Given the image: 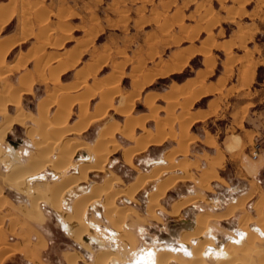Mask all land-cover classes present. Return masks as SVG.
I'll return each mask as SVG.
<instances>
[{
    "label": "rangeland",
    "instance_id": "1",
    "mask_svg": "<svg viewBox=\"0 0 264 264\" xmlns=\"http://www.w3.org/2000/svg\"><path fill=\"white\" fill-rule=\"evenodd\" d=\"M22 1L23 0H10L12 3L11 6H14L16 9L18 8V11H20L26 10L27 5L33 6L34 4L39 3L46 11L47 18L44 22H46L50 31L56 29L57 27H61L65 30L66 39H68L64 42L63 48L61 49V51L64 52L63 55L65 56L66 61H62L63 64L68 66L72 64L71 67H73L76 61H78L77 65H86V68H84L86 72L79 69L81 72L84 71L82 72V75L80 71H77V82L87 79L86 75L94 72L95 68L98 70L102 64H104L103 69L98 71L97 76H93L95 81L100 80V82H107L116 77L115 80H113L118 82L117 86L122 92L121 94H132L133 96L135 93V96L137 97L135 98V96H133V99L135 100L139 98L141 85H146L144 91L141 93L145 98L141 97L136 101L134 100L136 108L132 111L134 118L136 117L134 114L136 110L145 112L146 115H141V117H147L145 119V131L135 127V130L131 135H125L120 132L117 133L130 137L128 142H134V144L127 146V148L124 147L126 143L118 141L119 148L116 151L117 153H115L119 155L114 153V156L113 154L110 155L107 162L108 164L106 165L104 171L88 175L87 181L79 186L90 187L93 183L92 185H95L94 188H97L100 192L110 188L120 190L127 194L131 189V184H133L135 176L137 174L146 175L150 173L152 171L151 169L155 167V164L152 163L147 166L143 160H138L133 161L132 167H127L121 155L125 150L130 149L134 145L137 146L139 143L142 144L140 140L144 141L145 138L148 137L150 143L146 146L145 150H147L148 147L150 148L146 154L141 156L142 158H155L158 155L161 156L164 152L170 153L179 148L181 141L179 135L182 131L187 132L188 136L193 131V122L189 125V119L191 120L192 118L191 112L193 110L204 107L206 99L208 98L213 97L215 99L212 102L215 107H217V103L220 99H223L224 102L222 104V107L224 108L221 112L219 110V113H216L215 116L204 119L197 124L199 125L197 126L198 131L203 132L202 129H205V133L208 132L212 135H210L205 142H214L213 145H207L202 141L201 137H196L195 140L190 141L186 145V152L183 155H174L170 160L173 165L177 166L182 164V160L185 159V168L183 169L184 173L182 171V175H186V178L176 181L165 191L163 194L164 196L162 195L163 197L159 196L157 200H154V202L151 198L149 199V197L153 195L154 190V194L157 193L158 186L161 183L160 181H164L170 175H177L179 171H170V173L164 172L158 177V179L150 180L147 183H144L139 190L134 192L135 199L132 204L127 205V203H125L122 199L123 197H120L117 209L119 208V211H125L127 216L125 222L122 224L119 223L120 225L108 222L105 219V216L97 213L94 209L87 210L88 220H90L91 223L96 224L98 227L95 228L96 230L92 229L93 231L87 232L84 236L87 239H84L83 237L81 243H76L77 246L71 245L70 241L72 240L67 236V231L62 229L60 224L56 222L51 215H46L45 228L48 234V244L44 254V259H46L49 264H65L62 252H64V250H74L68 251L73 253L65 254V258L68 260L66 261L67 264H70L68 258L71 256L74 257L71 260L73 264H93L96 258L95 255L97 256L100 254L103 247L116 250V243L119 242L118 244L122 245L125 251L122 253L119 261H112L111 264H124L127 261L130 262L132 257H134L136 253L141 250L154 249L159 252H168L170 250L166 248V246H168L167 244L176 245V242L184 238V234L188 236L191 232L193 236L191 237L192 239H190V244H192L194 249L196 248L195 250H199V247L203 242L204 244L209 243L211 246L216 247L218 243L222 242L221 240L224 237L227 235H233L232 233L235 218L245 215L250 219V222L243 230L245 231L246 229L248 232H245L252 237L250 244L248 243L250 242L249 240H247V242L244 240V243L242 241V244L235 245V247H239L238 250H235V257H229L230 259H227L226 261L225 257L218 259L211 255L207 257L200 256L198 260H201V264H222V262L223 264H264V209L261 212L262 215L259 216L258 213L254 212L255 209L251 208L253 200L248 202L245 200V196L238 197V195H235L237 200L235 203L228 206L229 208H227L226 213H216L212 209L213 203L210 196H219L220 191L223 189L220 188V186L227 182L221 176V168H218L217 165L213 164L216 173L218 172L216 177L213 175L214 172L210 168L205 169L211 171L210 174L213 173L212 177L218 179L214 182L211 177L207 183H201L202 180L199 177L200 168L206 164L213 163L209 154L219 148L223 150L222 148H225L223 145L227 142L226 138H231L230 135H234L235 137L239 135L241 137L243 136L242 134L245 133V139L251 142L247 147L246 152H252L255 149L260 152L261 148L264 147V123L262 122V118H259L257 114L248 115L247 109L249 106V98L247 96L241 98L239 97L242 94H249L250 90H241V92L230 98L229 94L233 91L234 87L232 86L229 89L225 88L228 84L232 85V82H235L236 79L249 83L252 78L253 81L251 89L253 87L261 88L262 92L264 91V86H262L264 77V0H26V6L24 5L23 8L20 6L23 3ZM1 2H7V0H0V3ZM0 10V18H2L0 19V35L1 31L3 35L14 33L16 18H12L2 30L3 25H5L7 21L2 23L1 20L8 17V15L4 12L2 7H0ZM2 11L4 17L1 16L3 15ZM29 12L32 13L30 16H35V14H33L35 12L32 10H29ZM17 13L18 12L15 11L14 15L16 16ZM22 18L23 22L21 25V33L22 35H26L24 33L26 27L23 24L27 17L22 16ZM157 18L158 20H155ZM113 29L116 30L112 31ZM61 43L62 42H60L59 45ZM29 44L30 43L22 45V49L27 50ZM37 50L34 51L32 54L33 56H30L31 54H28V56L34 59L37 56L36 53H40V49ZM42 51L43 50L41 49V52ZM13 55V52L10 53L9 59H12ZM206 55H208L211 60L209 59L208 61L206 59ZM48 56L54 58L51 53ZM158 61L160 64H158ZM156 62L158 65L154 64ZM54 64L56 63H52L51 65L54 66ZM28 68L33 67L30 65ZM28 68H26V70ZM34 69L33 72H26H29L33 78L37 79L39 77V73L37 74V71ZM174 69H177L178 71L169 74L170 71ZM201 69H203L205 73L208 72L211 74L208 79H215L218 75H222L224 77H220L217 83L211 84L209 89L214 90L213 92H211L207 97L200 98L198 102H196L195 98L200 93L195 94L194 87L197 84L203 83V74L201 73ZM42 70L44 77H51L50 74H52V72H50L49 68ZM74 71L75 69L72 68L69 69L66 75H61V79L59 80L60 83L62 84L61 81L72 80L74 78ZM158 74L159 77H157ZM194 74L198 75L197 78L180 85L187 78L194 76ZM82 76H85V78L83 79ZM8 77L7 82H12L11 84L14 85L19 83L17 81V84H15V76L12 77V81H9ZM227 77L230 79L228 80V84L225 86V78ZM94 79L88 82L89 87H92ZM49 81L51 82V80ZM50 82H36L32 90V96L22 98V106L26 109V112L32 114L33 116L38 115V102H40V100L47 95L49 89L51 90L54 86H56ZM74 82L68 84L73 85ZM136 82L137 84H135ZM146 82L148 84H146ZM75 85H79V83ZM82 88L86 87H81V89ZM135 89H137V92H133L136 91ZM83 91L81 92L79 90L78 94H83ZM153 91L160 92L161 94L159 96L157 94L152 95L150 92ZM41 96L43 97L41 98ZM151 97L153 99H151ZM114 98L119 99L118 103L121 100V96L119 95ZM89 102H91V104H88L87 110L88 112L93 113L94 108L97 103H99V97L97 100V95H95V97H93V99ZM115 102L117 101L115 100ZM182 103L187 104L184 106ZM241 104L243 105L241 107V111H236ZM35 107L36 113L33 114L31 111L35 110ZM75 107H77V111L74 109ZM255 108L264 112V101L258 103ZM54 110V107L49 109L48 116L50 114V118ZM13 111L14 108L11 109V112ZM79 113V106L75 105L71 108L67 120L70 127L79 121ZM156 116L157 118L159 117L158 119L160 122H163H161L162 124L160 125V128H157L156 125L153 126V122H150L153 121L152 118ZM72 117H75L73 121L71 120ZM139 117L140 116H138V118ZM165 117L167 118V122L170 121V123H172L168 124L165 121ZM178 117L179 119H182L179 120ZM245 117L248 119L252 118L253 122H245ZM117 119L119 121V118H114L110 113L106 121ZM162 119L165 120L163 121ZM185 119H187L188 122ZM147 121L149 124H147ZM185 121L187 123H185ZM102 124V122L95 123V125H98L99 128L97 129V127L92 126L89 130V132H95V136L91 141L83 137L82 134L84 133L71 134L70 136L79 141H85L92 144L96 140V135L101 129ZM123 124H125L124 120L123 123L120 122V125ZM177 126L180 127H178V130H175ZM256 126H259L260 129L256 130L258 133L252 137L251 130L252 128L255 130ZM27 127H29V129L30 127L36 128L37 124L29 119H26L24 125H18L17 129L12 127L9 132L17 133V136L25 142ZM154 127L156 129L155 131ZM180 128H182L181 131ZM159 129L161 130V133ZM167 138L174 140L177 139V145L172 146L171 144L175 142L171 139L166 140V142L161 145H154V143L159 144ZM5 139L6 141L2 144L6 147L12 146L9 142H7V138ZM116 139L118 140L117 135ZM154 139H156V142L152 143ZM210 140L212 142H210ZM242 144L244 145L245 141L242 142ZM27 148H29V146L25 144L17 146L14 150L13 156L20 159V161H25L27 155L24 151L26 152V150H29ZM112 156L115 158L114 160H112L113 158L111 159ZM84 157V152L79 154V156L77 155V157H75V162L80 159H84ZM179 158H181L182 162H180ZM192 159L197 161H191ZM3 161L0 162V191L2 192L0 197L2 200L0 201V208H2V211L4 210L10 212L2 215L3 217L9 216L12 219L11 223L15 225V220H18L19 217L23 219L31 218L29 210H27V202L25 200L31 185L34 182L31 180L29 181V184L27 183V186L20 189L4 185L1 181V173L5 170L7 164ZM223 169L227 170L228 173L232 171L230 166L226 165ZM47 171H45L46 178L51 180V171ZM259 175L261 179L258 176V181L264 185V177H261V174ZM113 176H116L119 181L114 182L109 179ZM238 180L242 181L240 179ZM215 183H219L220 186L214 187L213 185H215ZM102 184H105V187L104 185L102 187ZM123 184L127 185L125 187H121ZM98 185L100 187H97ZM101 188L104 189L102 190ZM192 188L196 190V194L193 197L202 200L195 201V207L193 208L187 207L176 212L174 208L187 201L189 197L181 198L175 201L177 197L174 193L182 197L186 194L187 189L190 190ZM10 192L16 194L14 200L9 198L8 194ZM66 199L67 202L63 208L64 212L67 211L69 208L67 206L71 203V199L68 195ZM68 201H70V203ZM149 202L154 203L155 205L156 203L158 205L160 204L161 208L159 207L158 210L152 211L153 214L150 211L146 213L143 208L145 204ZM241 204H243V206ZM39 206L46 213L55 212L52 207L43 205V202L39 203ZM123 206L126 207L124 208ZM55 213L57 214V212ZM201 213L204 216L208 215L211 218L204 223L205 225H191L194 216L198 215L201 217L203 216ZM222 216L223 218H221ZM258 217H262V219L259 218L261 220H258ZM190 226L192 227L191 229H195L196 231L194 232V230L192 231L189 229ZM117 227L119 228L115 230L114 228ZM258 228H262V230L260 229L261 233ZM197 234L201 235V237L198 238ZM91 236H102V242L100 241V243H98L96 240V243L94 244L90 240ZM110 237H115L116 240L112 241ZM244 245L248 247L247 250L240 249ZM185 257L186 256L182 253L178 252L176 253V257L168 261L167 264L199 263V261L196 262V260L188 261ZM15 262L21 263L19 259L14 260V263Z\"/></svg>",
    "mask_w": 264,
    "mask_h": 264
},
{
    "label": "bare ground",
    "instance_id": "2",
    "mask_svg": "<svg viewBox=\"0 0 264 264\" xmlns=\"http://www.w3.org/2000/svg\"><path fill=\"white\" fill-rule=\"evenodd\" d=\"M178 10H179V8H178ZM2 14H3V11H2ZM1 16L4 17V14ZM5 16H6V14H5ZM8 18L9 17H5L3 20H1L2 23L4 21L6 22L8 20ZM0 19H2V18H0ZM20 19H21L20 21L22 22L23 18H20ZM155 20H158V18ZM156 22H158V21H156ZM38 35H40V34H38ZM43 37H45L44 34H43ZM4 41H2V40L0 41V85H1L0 86V162H2L3 160H5V161H3V162H5V164L8 162V157L4 154L5 145H3L2 143L5 141V138L7 137L9 131L11 130V128L13 126H15L17 124L18 125H24L26 122V119H29V120L35 122L37 124L38 128L37 127L36 128L30 127V129H29V127H27L26 134H25V142L29 145V148H27L29 150H26V152L24 151V153H26V155H27L26 160L20 161V159L15 158V157H14V160L12 158H10L11 160L8 163L9 166L6 167L5 170L1 173V176H2L1 181L3 182L4 185H7V186L12 187V188H17V189L24 188L25 186H27V183L29 184V181H31V180L34 182L31 185L29 193L26 195L27 196L26 200L28 202V205H27L28 209L27 208L26 209L29 210V215H31V218L39 220L38 223H40L41 219L44 220L45 217H44V214L42 211L43 209H41V207L39 206V203L43 202V205H46V206L48 205L49 207H52L53 210L55 212L59 213L61 215L62 219L67 224H69L71 226L70 231L68 232L69 238L72 239L75 243H81L83 237L85 236V234L87 232H91V231H93L92 229H95L98 227L96 224H93L90 222V220H88L87 210L94 209L95 211H97V213H100L101 215L105 216V219L108 222L113 223V224H119V223L122 224L125 222V219L127 216H126L125 211L123 212V211H119L118 210L119 208L117 209V205H119L118 200L120 197L121 198L123 197L122 199L123 200L125 199L127 201L126 202L127 205L132 204L134 199H135L134 192L139 190L143 186L144 183H147L150 180L158 179V177L164 172L170 173V171H174V172L179 171L177 175L174 173L175 176L170 175L166 179L164 178L165 179L164 181H160L161 183L160 184L158 183L159 186H158L156 194H154L155 193V190H154V193L151 197H149L147 195L149 197V199L151 198L152 201L154 202V200H157V198L159 196H162L165 193V191L172 184H174L178 180L186 178L185 174H184L185 176L182 175V171L185 168V166H184L185 165V162H184L185 159L182 160L183 161L182 164H179V165L176 164L177 166L173 165L170 162V160L172 159V157L174 155H183L186 152V145L194 139V136H192L191 134H189V136H188L187 132L182 131V133H180V135H179L180 140H181L179 148L172 151V152L169 151L170 153L164 154V157L167 159V160L165 159L166 162L164 165L162 164V165L155 166L154 168H152V171L149 174H146V175L139 174L138 176H136L135 180L133 181L134 183L131 184L132 185L131 189L129 188L130 190L127 194L125 192H124L125 193L124 194L120 190L110 189V188L104 190L103 192L102 191L100 192V190H98L97 188L96 189L94 188L95 185L93 186L92 185L93 183L90 185V187L87 189L86 192H83V191H82V193L78 192L77 186L86 182L88 179V175L93 174V173H95V174L101 173L104 171L106 165L108 164L107 163L108 158H110V155L115 153L117 151V149L119 148V142L116 139L117 133L120 132V133L125 134V135H131L134 132L135 127L145 131V119L147 117L144 118V117H141V115H139L140 117L138 118V116L136 115L137 118L136 117L134 118V115H132V111L135 110V107H134V104H135L134 100L135 99H133V96H135L136 94L134 93L133 96H132V94H125V95L120 94V90L117 86L118 82L114 81L116 77L112 78L111 81H107V82H104V81L100 82V80L95 81V79H94L92 87L88 86L87 79L82 80L81 82H77V80H76L73 83V85L72 84L62 85L59 81L61 79L60 77H61V75H63V73L68 68H70L72 66V64H70L69 66L65 65V64H63L62 60H60L59 57L54 56V58H52V57L48 56L49 54L47 55L44 51L41 52V49L39 50L40 53L39 54L36 53L37 56L34 58V60H35V62H34L35 63L34 68L35 69L34 70L37 71V74L39 73V77L36 79V78H33V76L30 75L29 72L22 73L19 76V83L17 85L11 84V82L10 83L7 82V77L9 75H11L13 71L17 72L18 70L22 69L26 65V63L29 61L28 58H30V56H33V55L32 54L30 56L24 55V54H21L22 52L18 51L20 53L15 57V59L13 61H8L7 58H9V57L6 58L7 54L9 52L11 53L14 51L15 46L19 43V42L18 43H16V42L19 40L15 39L14 41L12 40L9 42L8 41L4 42ZM32 52L33 51H31V53ZM37 52H38V50H37ZM206 56H207L206 59L209 61L210 57L208 55H206ZM52 63H58V65L56 66L54 64L55 66H52L51 65ZM154 64L158 65V64H160V62L158 64H157V62ZM45 68L46 69L49 68L50 72H52V74H50L51 77H44V73L42 72L43 71L42 69H45ZM82 70H84V69H82ZM48 71H47V73H48ZM77 71L79 72L80 70H77ZM82 72H84V71H82ZM82 72L80 71L81 75H82ZM88 74H89V72H88ZM76 76H77V72H76ZM86 76H88V75H86ZM82 77H83V79L85 78V76H82ZM80 79H82V78H80ZM49 80H51V82L53 84H55L56 86H54L51 90L49 89V91L47 92V95L44 98L41 97L42 99L41 100L39 99L40 102H38L39 104L37 107V114L38 115L33 116L32 114L26 112L25 111L26 109H24L22 106V98L25 97L26 95L30 94L31 87L35 81L50 82ZM117 81H118V79H117ZM78 83H79V85H75ZM135 84H137V82ZM81 87H86L85 88L86 90L83 91V94H81V93L78 94L79 93L78 91L81 89ZM142 88H143V85H141L140 89H142ZM135 90L136 91H133V92H137V89H135ZM195 92H197V91H195ZM96 93L99 94L98 95L99 103H97L96 107L94 108V112L91 113V112H88L87 107H88L89 103L91 104V102H89V101L91 99H93V97H95ZM137 94H139V93H137ZM118 95L121 96V100L118 103V105H116L113 103V98L117 97ZM135 98H137V97L135 96ZM190 98H192V97H190ZM151 99H153V98L151 97ZM173 101H174V99H173ZM149 103H150V100H149ZM147 104H148V102H147ZM173 104H176V103H173ZM186 104H183V105L185 106ZM188 104H190V103H188ZM75 105L79 106V109H80L79 121L70 127L68 125L67 120H68V116L70 114L71 108ZM150 105H151V103H150ZM171 105H172V103H171ZM51 107H54L55 110L52 113L51 118H50L49 117L50 114L48 116V112H49V109ZM12 108H14L13 112H11ZM170 110H172V109H170ZM111 111L116 113L115 116L119 115L121 117H124V123L125 124L123 126L120 125V122L118 121V119L112 120V121H106L107 117ZM168 113H167V115H168ZM144 115H146V114H144ZM169 115H170V113H169ZM199 115L204 116L205 113L204 114L199 113ZM191 116H192V114H191ZM116 118H118V117H116ZM149 118H151V117H149ZM158 118L156 116V117H153L152 120H153L154 124L156 125V127L160 128V125L163 122L161 121L162 122L161 123ZM195 118H196V116H195ZM165 119L164 120L167 122L166 117H165ZM178 119H179V117H178ZM181 119L182 118H180L179 120H181ZM187 119H185V120L188 122ZM193 120H194V118H191V120L189 119V121H190L189 125H190V123L194 122ZM197 120H198V117H197ZM186 121H185V123H187ZM101 122L103 123L102 127L99 130L98 134L96 135L97 136L96 140L92 144L85 142V141H79L76 138L70 136L71 134H82L86 131V129H88V127L91 124L101 123ZM167 123L169 124L170 121ZM70 125H71V123H70ZM184 125H186V124H184ZM163 126H164V124H163ZM182 128H180V131ZM161 130L163 131L162 128H161ZM161 130L159 129L160 133H161ZM171 130H172V128H171ZM184 130H186V129H184ZM166 132H167V130H166ZM162 140H163V138H162ZM140 141L142 142V144L139 143V144H137V146L131 147L130 149L124 151L123 158H124V161L126 162L125 165L127 167L133 166L132 159L135 156V154L142 153L146 149V146L150 143V140L148 139V137L145 138L144 141H142V140H140ZM153 142H156V139H154L152 141V143ZM210 142H212V141L210 140ZM5 152L9 156L10 148L6 149ZM83 152L85 153L84 159H80L77 162H75V157H77V155L79 156V154H82ZM219 158L213 159V160L218 162ZM179 160H180V162H182L181 158ZM70 169H71V171L72 170L73 171L71 172ZM47 170L52 171L51 172V175L53 176L52 179L55 178V174H53V173H56V179H53V180L47 179L46 175H45V171H47ZM210 172L211 171L202 169V171L199 173V177L202 180L201 183L202 182L207 183L208 180L214 175L213 173L210 174ZM183 173H184V171H183ZM109 179H111L114 182L119 181L116 176H113L112 178H109ZM105 184H107V183H105ZM105 184H102V187H103V185L105 187ZM200 186H201V184H200ZM97 187H100V186L98 185ZM129 187H130V184H129ZM96 190H98V191H96ZM1 193L2 192L0 191V197H1ZM67 195L71 199V203H70V201H68L70 203V205L67 204L68 205L67 207H69V208L67 209L66 212H64L63 208L65 207L64 205H66V202H67V199H66ZM190 198L191 197H189L188 200L185 201L184 203H182L181 205L176 206V208H174L176 210V212H178L179 209H181L182 207L191 206L193 203L194 197L192 199H190ZM0 201H2V200L0 199ZM151 202H149L145 205L144 211L152 212L156 209L157 210L159 209L160 205H158L157 203L155 205L154 203H151ZM226 203H230V202L226 199L224 202H221L217 206V209H218V207H222L223 205H227ZM23 205H25V204H23ZM241 205L243 206V204H241ZM244 205H245V203H244ZM262 206L263 205L260 206V203H258L254 207V209H255L254 211H256L255 213H258L259 216L262 215L261 214V212L263 210ZM123 207L125 208L126 206H123ZM19 210H20V206H19ZM171 213H172V211H171ZM152 214H153V212H152ZM227 215H228V213H227ZM210 218L211 217L208 215H206V216L203 215L201 217L197 215L193 219L191 224L192 225H194V224L195 225L196 224L197 225H203ZM216 218H218V217H216ZM221 218H223V216ZM259 218L262 219V217H258V220H261ZM212 219H214V218H212ZM218 219H220V218H218ZM43 220H42V222H43ZM249 222H250V219L248 217H246L245 215H241L235 219L234 227L245 232L247 230L245 229V231H244L243 229H244V227L249 225ZM257 224H259V223H257ZM118 228L119 227L114 228V229L117 230ZM191 228L192 227L190 226L189 229H191ZM260 229L262 230V228H260ZM260 229H258V230L260 231ZM191 230L192 231L194 230V232L196 231L195 229H191ZM126 232H129V231H126ZM182 233H185V232H182ZM121 235H120V237H121ZM245 235H246L245 239L241 240L242 233L240 232V233H238V236H237L238 238L232 239L231 241L233 243H236L235 245H238V244H242V241L244 243V240L246 242H247V240H249L250 242H248V243L250 244L252 237L248 234H245ZM263 235H264V233H263ZM185 236L186 235L184 234V238L182 240L176 242V243L180 244V247H181L180 249H176L177 248L176 246H179V244L178 245L177 244L176 245L167 244L168 246H166V248L168 250H172V251L159 252L156 250L155 254H154L152 249H146L142 252H139V254L137 253L138 255L136 254L137 256L135 255L136 257L134 256V258L133 257L132 258L138 260L137 264H167L168 261H170L176 257V253H175L176 251H181L183 254H185V256H186L185 258L188 261H192V260L195 261L196 260V262H197V261H199L198 259L200 256L207 257L210 255L215 257V258H218V259L225 257L226 258L225 261H226L227 259H230L229 257L234 256L235 250L239 249V247L237 248V247H235V245H232L230 243H227L222 248L221 242L218 243L216 247L211 246V244H209V243L204 244V242H203L201 244V246L199 247V250L198 249L195 250L196 248L194 249L192 244H190V241H191L190 239H192L191 237L193 236L192 232L190 233V235H188L186 237ZM248 236H249V238H248ZM101 237L95 236V239L97 240L98 243H100V241L102 242ZM197 237L200 238L201 235L197 234ZM125 239H126V237H125ZM111 240L114 241V240H116V238L112 237ZM92 242L94 244L96 243V241L95 242L92 241ZM118 243H116L117 245L115 244L117 246L116 250L111 249V248H107V247H103L101 249L100 254H98L97 256L95 255L96 258H95V262L93 264H111L112 261H119L122 253H124L125 250L122 247V245H120ZM247 248L248 247H246L244 245L240 249L247 250ZM13 249H14V247H13ZM190 249H191V251H190ZM2 250H4V249H2ZM244 256H246V255H244ZM72 258H74V257L71 256L68 258L70 261V264H73V262L71 261ZM132 260L126 264L131 263ZM139 260H141V261H139ZM200 261H199V263L201 264ZM222 264H223V262H222Z\"/></svg>",
    "mask_w": 264,
    "mask_h": 264
},
{
    "label": "crops",
    "instance_id": "3",
    "mask_svg": "<svg viewBox=\"0 0 264 264\" xmlns=\"http://www.w3.org/2000/svg\"><path fill=\"white\" fill-rule=\"evenodd\" d=\"M22 2L23 3L20 6L23 8L24 5L26 6V0H23ZM11 5H12V3L10 2V0H7V2H1L0 3V7H2L4 12L9 17L7 22L5 23V25H3L2 30L10 22V20L12 18H14V17L16 18V27H15L14 33L3 35L2 31H1L0 41L1 40L2 41L5 40L4 42H7V41L9 42V41H12V40L14 41L15 39L19 40V41L16 42V43H18V42L19 43L15 46V49L13 51V54H14L13 58L12 59L8 58L7 60L8 61H13L15 59V57L20 52H22L21 54L28 55V54H33L35 49L36 50L37 49H42L47 54L50 55V53H51L53 56H57V57L60 58V60L65 61V56L63 55L64 52L61 51V49L63 48L64 42L68 39V38L66 39L65 30L63 28H61V27H57L56 29H53L52 31H50V28L48 27L46 22H44V21H46L47 14H46V11L44 10V8L42 7V5H40L39 3L38 4H34L33 6H30V7L27 5L26 6V10H20V11H18V8L16 9V8H14V6H11ZM29 10L30 11L32 10L33 12H35V13H33V14H35L34 17L30 16L32 13H30ZM15 11L18 12L16 16L14 15ZM22 16H26L27 17L26 21H24V24H23L26 27V30L24 32L26 34V36L24 34L22 35V33H21V25H22L23 21L21 22L20 18H22ZM33 25L35 26V29H34ZM115 30L116 29H113L112 31H115ZM42 33L45 35V37H43ZM38 34H40V35H38ZM60 42H62V43L59 45ZM27 43H30L29 47L27 48V50H23L22 49V45L27 44ZM18 51H20V52H18ZM31 51H33V52L31 53ZM7 55L8 56H6V58L10 57V52ZM28 60L29 61L26 63L27 66L25 65L23 67L24 69L22 68V69L18 70L17 72L16 71L12 72V74L8 77L9 81H12L11 80L12 77L15 76L14 77L16 79L15 84H17V81L19 82V76L22 73H27L26 71L33 72L34 59L32 57H30V58H28ZM77 64H78V61H76V63L73 65V67L68 68L63 74V76L66 75L67 72L69 71V69L73 68V69H75L74 78L72 80L61 81L62 84H68V83L76 81L77 80L76 79L77 78L76 77L77 70H79V69L81 70V69L86 68V65H77ZM30 65L33 68H28V67H30ZM55 65L57 66L58 64L56 63ZM103 67H104V64H102V66L98 70L95 68V70H94L95 72H91L86 77L88 79V82L90 80H93L94 79L93 76L95 75L94 77H96L98 71L102 70ZM26 68H28V69L26 70ZM84 71H85V69H84ZM176 71H178V70L174 69V70L170 71L169 74H172V73H174ZM109 73H111V72H109ZM201 73L203 74V83L202 84H197L194 87V91H197V92H195V94L200 93L195 98L196 102H198V100L200 98L207 97L211 92H213L214 90L209 89L211 84L217 83L218 80L220 79V77H224L222 75H218L215 79L211 80V79H208V77L211 75L210 73H208V72L205 73V71L203 69H201ZM197 74H194V76H192L190 78H187L180 85L189 82V80L191 81V80L197 78V76H198ZM160 76H163V75H160ZM157 77H159V74L157 75ZM121 79H122V75H121ZM229 79L230 78H228V77L225 78V83H224L225 86L228 84V80ZM250 81L251 82H249V83H245V82H243V81H241L239 79H236L235 82H232V85L228 84L226 87L225 86L224 87L226 89H229L232 86L234 87L233 91H231V93L229 94L230 98L232 96H235L237 93L241 92V90L245 91L246 89H249L250 90L249 94H242L239 97L241 98V97L247 96L249 98V101H248L249 106H248V109H247V114L248 115L249 114H252V115L253 114L254 115L257 114L259 118H262V122L264 123V116H263L264 112L255 108V106L258 103H261V102L264 101V91L262 92L261 88H254L253 87L251 89V84H252L253 79L251 78ZM36 82H38V81H35L33 83L32 87H31L30 94L26 95L25 98L26 97L28 98V96L32 95V90H33L34 84ZM146 84H148V83H146ZM145 86L146 85L144 84L143 88L139 91L140 95H139L138 99H140L141 97H144V96H142L141 93L144 91ZM262 86H264V77H263ZM82 89L85 90V88H82ZM82 89H80V91H83ZM121 93L122 92L120 91V94ZM150 93L157 94L158 96L161 94L160 92H157V91H153V92H150ZM96 95H97V100H98V95L99 94L96 93ZM41 97H43V96H41ZM138 99H136V100H138ZM115 100L117 102H115ZM118 100H119L118 98H113V103L117 105L118 104ZM214 100L215 99L213 97L206 99V103H205L204 107L196 108L195 110H193L191 112L192 118H194V120H193L194 122L192 123L193 131L191 132V135L194 136L193 140H195L196 137L197 138L201 137L202 141L205 142V140L211 135L208 132H207L208 133V135H207V133H205V129H202L203 132L198 131L197 130V126H199V125H197V124L199 122H201L202 120H204V119H208V118H211V117L215 116L216 113L217 114L219 113V110H220V112L223 110V108H224V107H222V104L224 103L223 99H220V101L217 103L218 104L217 105L218 108L213 105L214 103H212V102ZM180 102H182V101H180ZM242 106L243 105L241 104L236 111H238V112H239V110L241 111V107ZM134 107L136 108V105H134ZM76 108L77 107H75L74 109H76ZM76 111H77V109H76ZM31 112L33 114H35L36 113V107H35V110H33ZM110 113H111V115H113L114 118L118 117L119 121L121 123H123V120H124L123 117H121L119 115L115 116L114 114H116V113H114L113 111H111ZM199 113L200 114L201 113L202 114L205 113V115H204L205 117L202 116V115H199ZM134 114L139 116V115L145 114V112H140L139 110H136ZM195 116H196V118H195ZM197 117H198V120H197ZM74 118L75 117H72L71 120L73 121ZM244 120H245V122L246 121L253 122L252 118L248 119L247 117H245ZM150 122H153V121H150ZM147 124H149L148 121H147ZM123 125H121V126H123ZM154 125L155 124L153 122V126ZM259 125H260V123H259ZM92 126L97 127V129L99 128L98 125L95 126V124L94 125L91 124L89 126V128L86 129L84 134H82L85 139H89L90 141L93 140V138L95 136L94 135L95 132H89V130L92 128ZM17 127H18V124L13 126V128H15V129H17ZM178 127L179 126H177V128H175V130H178ZM263 127H264V124H263ZM258 129H260L259 126L258 127L256 126L255 130H254V128H252V130L250 129L252 137H254L258 133V131H256ZM154 131H155V127H154ZM242 135L243 136H241V137L239 135H237V137H235L234 135H230L231 138H226L227 142L223 145L225 147V148H222L223 150H221L219 148V149H216L211 154H209V157L212 159L213 163L212 164H206L205 166H202L200 168L199 172H201L202 169L205 170V169H209L210 168L214 172V176L216 177V175H218V172L216 173V171L214 169L213 164H215V165L218 166V168H221V176H222L223 179H225L227 181L222 186H220L219 183H215V185H213L214 187L220 186V188H223L220 191L219 196H210L211 199H212V203H213L212 204V209L216 213H224V212H226L228 206L231 205V203L233 204V203L236 202L237 198L235 197V195H238V197H244L245 196V200L248 201V202H250V200H253L252 203H251V208H254L256 206V204L260 203V206L263 205L262 209H264V185H262V183H260L258 181V176L260 178L259 174H261V177H264V147L261 148L260 152H258V155H257V157L255 159L251 158L252 157V155H251L252 152L251 151L250 152H248V151L246 152V149H247V147L249 146V144L251 142H249L248 140L245 139V133H243ZM6 138H7V142L9 140H11L12 143H17L18 144L17 146H20L22 144H25V145L29 146L26 142H23L24 141L23 139H21L19 136H17V133H10L9 132V134L7 135ZM117 138H118V141H121V143H126V145L124 147H127L129 145H133L134 144V142L133 143L128 142L130 137H126V136H123L121 134H117ZM168 139H171V138H167L163 142H161L159 144H154V145H161L162 143H165L166 140H168ZM171 140H173L175 142V143L171 144L172 146L173 145H177V143H178L177 139H175V140L171 139ZM5 141H6V139H5ZM244 141H245V144L243 145L242 142H244ZM213 143L214 142L206 143V144L207 145L208 144L209 145H213ZM8 147L10 148L11 146H8ZM8 147L5 146V151H6V149H9ZM171 147H169V148H171ZM149 148L150 147H148V149L143 151L142 153H138L139 155L135 154V156L133 157L132 161L143 160L146 163L147 166L152 164V163H154L155 166L162 165V164L164 165L165 164V160H164L165 159V157H164V153L165 152L162 153L161 156L158 155L155 158H149V157L142 158L141 157L142 155H144V154H146L148 152ZM5 151H4V154L8 157V162L6 163L7 164L6 167H8L9 166L8 163L10 162L11 159H10V157L8 156V154ZM116 153H114V154H116ZM123 153L121 155H122V159L124 161ZM114 154H113V156H114ZM205 154H207V153H205ZM116 155H119V154H116ZM113 156L111 157V159L113 158L112 160L115 159ZM178 157H182V156H178ZM216 157L217 158L220 157L218 159V162L213 160V159H217ZM12 159L14 160V156H12ZM191 161H197V160L192 159ZM125 164H126V162H125ZM225 165L226 166H230V168L232 169V171L230 173H228L227 170L223 169ZM151 167H154V166H151ZM53 174H55V178H53V179H56V173H53ZM138 175L139 174H137L136 176H138ZM219 176H220V174H219ZM215 177H212L213 182L218 180V179H215ZM237 178L242 180V181H239ZM126 185L127 184H123V185H121V187H125ZM88 188L89 187H81V186L78 185L77 186V191L78 192L81 191L80 193H82V191L86 192ZM195 194H196V190H194L193 188L190 189V190L187 189L186 194H184L182 197L180 195L174 193V195L177 197L175 201H177V200H179L181 198L193 197V195H195ZM8 195H9V198L11 200H14L15 197H16V194H14L13 192H10ZM193 199L194 200H193L192 205L188 206L189 208L195 207V205H194L195 201H201L202 200V199H197L195 197ZM226 199L230 203H226L227 205H223L222 207H218V209H217V204H220L221 202H224ZM6 201H7V199H6ZM25 201L27 202V200H25ZM124 201H125V203L127 202L125 199H124ZM27 205H28V202H27ZM144 208H145V206H144ZM144 208H143V210H144ZM184 208H187V207H182L179 210H183ZM42 211H43V214H44L45 218H46V215H51L55 219L56 222H58L56 218H58V220H60L61 222L64 221L63 219H62L63 221L61 220L62 217H60L61 215L59 213H57V214L55 212H47L46 213L44 210H42ZM144 212L147 213V211H144ZM254 212H256V211H254ZM7 213H10V212L9 211H4V210L2 211V208H0V254H1L0 255V264H23V262H24V264H49V262H47V260L44 259V254H45V251H46V248H47V244H48V239H47L48 238V234H47V230L45 228L46 221H44L45 218H44V220L41 219L40 223H38L39 220H36V219H33V218L23 219V218L19 217L18 220H15L16 221L15 225H13L11 223L12 219L9 216L3 217V215H2V214H7ZM42 220H43V222H42ZM234 222H235V220H234ZM63 223L67 227L66 231H67V236H68V232L70 231V227L71 226L69 224H67L65 221ZM258 229H260V228H258ZM240 232L242 233L241 240L245 239V237H246L245 234H247V233L243 232L242 230L240 231V229H237L236 227H234L233 228V233H232L233 235H227L226 237H224L221 240L222 241L221 242L222 248L227 243H230V242L233 243L231 240L232 239H237L238 238L237 237L238 233H240ZM260 233H261V231H260ZM70 242H71V245L77 246V244L73 240L70 241ZM175 244H179V243H175ZM235 244L236 243H233L232 245H235ZM13 247H14V249H13ZM176 247H177L176 249H180L181 248L180 244H179V246H176ZM2 249H4V250H2ZM68 251H74V250H64V252H62L63 260H64L65 264H67L66 261H68L65 258V254L66 253H73V252H68ZM142 251H144V250H141L140 252H142ZM170 251H172V250H170ZM190 251H191V249H190ZM178 252L182 253L181 251H176L175 253H178ZM137 253L139 254V252H137ZM76 254H77V252H76ZM154 254H155V250H154ZM183 255L185 256V254H183ZM17 259H19L21 263H16V262L14 263V260H17ZM128 262L129 261L125 262L124 264H126Z\"/></svg>",
    "mask_w": 264,
    "mask_h": 264
},
{
    "label": "water",
    "instance_id": "4",
    "mask_svg": "<svg viewBox=\"0 0 264 264\" xmlns=\"http://www.w3.org/2000/svg\"><path fill=\"white\" fill-rule=\"evenodd\" d=\"M10 145H12V146L10 147L9 156H10V158H12L14 150L16 149L18 144L11 142ZM56 219L60 223V226L62 227V229H64L66 231L67 227L65 226V224L63 222H61L60 220H58V218H56ZM90 238H91L92 241H94V242L96 241V239L94 237L91 236ZM84 239H87V238L84 237ZM139 261H141V260H139ZM137 263H138V260L137 259H133L132 262L129 263V264H137Z\"/></svg>",
    "mask_w": 264,
    "mask_h": 264
},
{
    "label": "built area",
    "instance_id": "5",
    "mask_svg": "<svg viewBox=\"0 0 264 264\" xmlns=\"http://www.w3.org/2000/svg\"><path fill=\"white\" fill-rule=\"evenodd\" d=\"M252 158H256L257 157V155H258V150L257 149H255L254 151H252Z\"/></svg>",
    "mask_w": 264,
    "mask_h": 264
},
{
    "label": "flooded vegetation",
    "instance_id": "6",
    "mask_svg": "<svg viewBox=\"0 0 264 264\" xmlns=\"http://www.w3.org/2000/svg\"><path fill=\"white\" fill-rule=\"evenodd\" d=\"M8 142L11 143V140H9ZM218 205H219V204H217V206H218ZM191 223H192V222H191ZM240 231H241V230H240ZM94 237H95V236H94Z\"/></svg>",
    "mask_w": 264,
    "mask_h": 264
}]
</instances>
